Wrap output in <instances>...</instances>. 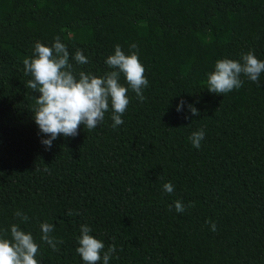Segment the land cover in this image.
<instances>
[{
    "label": "trees",
    "instance_id": "1",
    "mask_svg": "<svg viewBox=\"0 0 264 264\" xmlns=\"http://www.w3.org/2000/svg\"><path fill=\"white\" fill-rule=\"evenodd\" d=\"M57 36L77 76L111 71L119 44L138 51L149 85L143 102L129 88L122 125L109 109L47 149L23 60ZM77 49L88 64L72 59ZM249 51L264 61V0H0V232H30L40 264H84L82 224L105 250L115 244L109 264H264V73L261 86L241 76L223 95L206 84L218 59ZM201 129L197 149L189 137ZM44 222L59 251L41 240Z\"/></svg>",
    "mask_w": 264,
    "mask_h": 264
},
{
    "label": "clouds",
    "instance_id": "2",
    "mask_svg": "<svg viewBox=\"0 0 264 264\" xmlns=\"http://www.w3.org/2000/svg\"><path fill=\"white\" fill-rule=\"evenodd\" d=\"M130 48L137 49V45L133 43ZM72 59L80 65L89 63V59L80 49L76 50ZM241 59L242 62L229 58L218 59L214 71L208 73L207 90L217 95L230 93L242 87L241 76L256 83L258 87L261 86L260 76L264 73V61L258 59L253 51L243 53ZM69 61V50L59 36L55 38L51 47L36 42L33 56L23 60L24 74L31 76L26 87L40 94L36 98L32 113L40 132L49 137L41 141L47 149H50L53 141L61 135L77 136L81 125L88 130L95 129L104 120L105 113L109 109L113 120L112 127L122 125L124 123L122 116L130 103L129 88L141 102L146 99L143 89L148 87L149 81L138 51L130 50V54H126L119 44L115 45L114 54L109 55L105 60L106 65L112 70L101 77L85 71H80L77 76ZM121 76L124 77L127 86L120 83ZM183 105L184 101L181 100L177 111H181ZM188 108L192 116L200 115L193 105L189 104ZM204 138L205 133L201 129L193 132L189 140L193 147L198 149ZM163 190L171 194L174 186L171 182L164 183ZM192 206L189 203L188 207ZM175 210L178 213L185 211L181 201L175 202ZM78 214L68 212L70 216ZM14 215L22 222H27L29 219L21 211H16ZM208 223L215 231V223L211 221ZM40 228L41 240L53 251H59L58 244L63 241L51 235L54 225L44 222ZM91 232L92 229L87 224L80 226V235L77 237L79 246L76 252L84 264H100L101 261L103 264H109L112 254L116 252L115 244L105 250L104 242L93 236ZM38 253L39 244L34 240L33 235L23 231L19 225H11L10 238L7 230L0 232V264H40L36 258Z\"/></svg>",
    "mask_w": 264,
    "mask_h": 264
}]
</instances>
